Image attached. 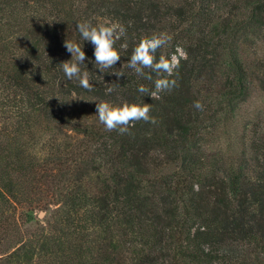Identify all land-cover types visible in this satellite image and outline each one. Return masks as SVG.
<instances>
[{
  "label": "trees",
  "instance_id": "obj_1",
  "mask_svg": "<svg viewBox=\"0 0 264 264\" xmlns=\"http://www.w3.org/2000/svg\"><path fill=\"white\" fill-rule=\"evenodd\" d=\"M80 22L126 28L124 76L99 72ZM160 33L180 66L156 99L126 62ZM65 40L92 91L65 77ZM263 54L264 0H0V264H264V141L238 128ZM102 101L157 123L106 131Z\"/></svg>",
  "mask_w": 264,
  "mask_h": 264
},
{
  "label": "clouds",
  "instance_id": "obj_2",
  "mask_svg": "<svg viewBox=\"0 0 264 264\" xmlns=\"http://www.w3.org/2000/svg\"><path fill=\"white\" fill-rule=\"evenodd\" d=\"M76 30L81 39L91 42L94 47L93 55L95 65L99 72L115 75L117 79L124 76L122 71L108 70L114 69L117 62L121 60L120 53L116 50L115 44L121 38L126 37V28L119 23L92 25L90 22H80L76 24ZM172 37L167 33L154 34L151 37L142 38L133 48L130 58L126 62V67L133 70L135 74L146 80L153 81L155 90H150L147 86L141 84L137 91L150 98L159 99L161 92H170L177 86L172 77L180 66V58L172 55L167 57L160 55L157 59L156 53L159 49L170 44ZM64 47L71 54V59L61 63L62 71L68 80H76L79 86L85 90L92 91L93 84L90 82L89 72L82 70L80 65H85L87 59L83 51V44L71 41H64ZM126 48L127 45H122ZM184 59H187V53H184ZM147 70V71H145ZM156 74L153 80L152 74ZM115 91L114 87H108L107 93ZM193 107L197 110H203L200 101H195ZM96 116L106 131H117L118 134H128L135 123L144 121L146 123H157L156 118L151 115V104H129L127 102L118 106H113L108 102H96Z\"/></svg>",
  "mask_w": 264,
  "mask_h": 264
},
{
  "label": "rangeland",
  "instance_id": "obj_3",
  "mask_svg": "<svg viewBox=\"0 0 264 264\" xmlns=\"http://www.w3.org/2000/svg\"><path fill=\"white\" fill-rule=\"evenodd\" d=\"M264 56V54H263ZM259 62L255 58L247 60V68L252 79V90L250 100L243 106L238 117V128L245 127L246 130L255 132L260 140L264 141V94L262 92V75L258 71ZM211 135L209 134L208 137ZM40 218L43 213H39Z\"/></svg>",
  "mask_w": 264,
  "mask_h": 264
}]
</instances>
